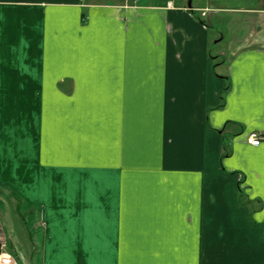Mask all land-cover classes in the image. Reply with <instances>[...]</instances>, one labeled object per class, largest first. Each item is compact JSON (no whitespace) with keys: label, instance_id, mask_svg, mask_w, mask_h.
<instances>
[{"label":"crops","instance_id":"crops-1","mask_svg":"<svg viewBox=\"0 0 264 264\" xmlns=\"http://www.w3.org/2000/svg\"><path fill=\"white\" fill-rule=\"evenodd\" d=\"M9 204L19 264H264V0H0Z\"/></svg>","mask_w":264,"mask_h":264},{"label":"rangeland","instance_id":"rangeland-1","mask_svg":"<svg viewBox=\"0 0 264 264\" xmlns=\"http://www.w3.org/2000/svg\"><path fill=\"white\" fill-rule=\"evenodd\" d=\"M202 1L204 2V0ZM223 49L226 52V57L223 58L225 59L224 60L225 62L228 60L230 54L227 50H225V48ZM9 207L11 210L10 215L7 214V210L6 209L4 210V207H0V222H2L3 228L6 230L7 234L9 233L11 238L15 239L16 237L19 236V234L28 235L27 233L29 232L31 234L36 233L35 229L33 228L37 220L35 214H29V212L25 213L27 209L24 207L21 210L19 209L18 211L14 209V212H13V206H11V204H9ZM8 249L9 247L6 246V250ZM24 255H29V254L25 252ZM37 257L39 260L38 261L39 264H41L40 254H38Z\"/></svg>","mask_w":264,"mask_h":264},{"label":"built area","instance_id":"built-area-1","mask_svg":"<svg viewBox=\"0 0 264 264\" xmlns=\"http://www.w3.org/2000/svg\"><path fill=\"white\" fill-rule=\"evenodd\" d=\"M168 5H170V3H168ZM247 143L252 146H257L260 143V139L257 135L250 134L247 138ZM0 264H19L17 259L6 250V240L4 234H0Z\"/></svg>","mask_w":264,"mask_h":264}]
</instances>
